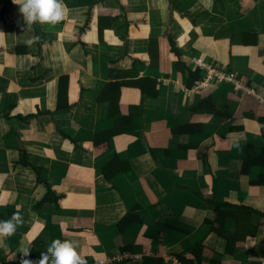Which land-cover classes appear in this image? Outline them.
<instances>
[{
	"label": "crops",
	"instance_id": "0c3cea01",
	"mask_svg": "<svg viewBox=\"0 0 264 264\" xmlns=\"http://www.w3.org/2000/svg\"><path fill=\"white\" fill-rule=\"evenodd\" d=\"M63 3L0 0V264H264V0Z\"/></svg>",
	"mask_w": 264,
	"mask_h": 264
},
{
	"label": "clouds",
	"instance_id": "9594fccd",
	"mask_svg": "<svg viewBox=\"0 0 264 264\" xmlns=\"http://www.w3.org/2000/svg\"><path fill=\"white\" fill-rule=\"evenodd\" d=\"M13 4L19 6V12L27 26L39 23L56 25L63 21L66 14V6L63 0H12ZM23 30V25H21ZM3 33H0L2 35ZM39 41V37H33L26 41L28 46H32ZM4 201L0 200V204ZM23 224V218L17 210L12 213L9 219L0 221V246H3V239L15 234L17 228ZM77 243L69 240H53L45 252L35 264H85L83 258L77 252ZM28 248H21L22 253L20 264H33L27 259L30 255Z\"/></svg>",
	"mask_w": 264,
	"mask_h": 264
},
{
	"label": "trees",
	"instance_id": "16d2710c",
	"mask_svg": "<svg viewBox=\"0 0 264 264\" xmlns=\"http://www.w3.org/2000/svg\"><path fill=\"white\" fill-rule=\"evenodd\" d=\"M16 7V6H15ZM14 7V8H15ZM175 46V45H174ZM173 50L177 53V54H180V51L176 48V46L175 47H173ZM189 75H190V84H191V86L190 87H192V84H194V83H191L192 82V80H191V78H193L194 77V74H192L191 72L189 73ZM196 80H198V77L196 76L195 78H194V80H193V82H195ZM64 81H66V78H63V83H64ZM130 85H132V84H130ZM62 86V85H61ZM66 87H64V90H65V94H66ZM62 94H63V92H62ZM19 121L21 120V119H18ZM17 120V121H18ZM27 121V120H26ZM21 154H20V160H19V162L17 163V165L18 166H22V167H25V168H31V169H33L34 170V172H36L37 174H38V172H39V170L38 169H34L32 166H30L27 162H26V160H25V153L24 152H20ZM47 193H49V191L47 192ZM48 196V195H47ZM48 202V197H45L42 201H41V203L39 204V206L40 205H43L44 203H47ZM29 258H31V259H33L34 260V258L35 257H32V256H30ZM18 263H20V261H17L16 262V264H18ZM3 264H5V263H3ZM8 264V263H7Z\"/></svg>",
	"mask_w": 264,
	"mask_h": 264
},
{
	"label": "built area",
	"instance_id": "2783aa9c",
	"mask_svg": "<svg viewBox=\"0 0 264 264\" xmlns=\"http://www.w3.org/2000/svg\"><path fill=\"white\" fill-rule=\"evenodd\" d=\"M198 65L204 67L202 62H199ZM216 75L222 80H224V79H227V80L233 79V75L232 74L226 75L225 73H220V74H216Z\"/></svg>",
	"mask_w": 264,
	"mask_h": 264
}]
</instances>
